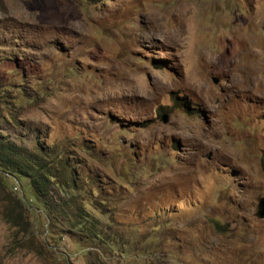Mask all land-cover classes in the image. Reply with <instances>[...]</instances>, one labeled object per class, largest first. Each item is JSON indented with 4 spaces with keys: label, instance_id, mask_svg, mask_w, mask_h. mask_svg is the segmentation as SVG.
<instances>
[{
    "label": "rangeland",
    "instance_id": "1",
    "mask_svg": "<svg viewBox=\"0 0 264 264\" xmlns=\"http://www.w3.org/2000/svg\"><path fill=\"white\" fill-rule=\"evenodd\" d=\"M0 135L56 174L0 264H264V0H0Z\"/></svg>",
    "mask_w": 264,
    "mask_h": 264
},
{
    "label": "trees",
    "instance_id": "2",
    "mask_svg": "<svg viewBox=\"0 0 264 264\" xmlns=\"http://www.w3.org/2000/svg\"><path fill=\"white\" fill-rule=\"evenodd\" d=\"M52 156L48 154V152L44 153L41 149L33 148L31 151H28L24 148L17 146L14 143L5 141V139L0 135V184L3 189H5L6 198L4 199L6 204V216L9 221H14L16 224H20V221L25 217V213L18 209V207H25L22 200L18 197V194L13 192L9 185V176L13 177L17 181H19L18 185L21 184L22 192L27 197L28 202L30 203V207H41L40 209H45L49 218H52V210L49 206L42 207V197L45 199L49 198V194L52 190V181L56 178V174L54 170L51 172V167L53 161L49 158ZM23 182L27 183L25 186ZM73 182V181H72ZM55 187L58 189L60 195L65 197V194L70 192V190L76 188V186L68 185L63 183H54ZM67 187V189L65 188ZM64 188V190L62 189ZM79 189V188H78ZM73 197L69 198L67 203L63 204V206H73ZM15 201V204L12 203ZM44 201V200H43ZM83 212H78V216L82 217L84 220H90L88 216L82 215ZM58 216L63 217L68 215L67 210L59 211L57 213ZM11 219V220H10ZM82 223V220H77V222H73L72 228L84 229L86 226ZM93 239H99L101 242L104 241L101 233L98 230L93 231ZM115 241V240H114ZM108 247L115 254V244H109Z\"/></svg>",
    "mask_w": 264,
    "mask_h": 264
},
{
    "label": "water",
    "instance_id": "3",
    "mask_svg": "<svg viewBox=\"0 0 264 264\" xmlns=\"http://www.w3.org/2000/svg\"><path fill=\"white\" fill-rule=\"evenodd\" d=\"M257 216L258 218L264 219V198L259 199Z\"/></svg>",
    "mask_w": 264,
    "mask_h": 264
}]
</instances>
